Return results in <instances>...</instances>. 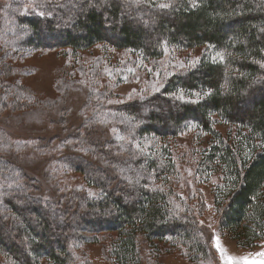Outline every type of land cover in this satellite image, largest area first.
Instances as JSON below:
<instances>
[{"label":"trees","instance_id":"trees-1","mask_svg":"<svg viewBox=\"0 0 264 264\" xmlns=\"http://www.w3.org/2000/svg\"><path fill=\"white\" fill-rule=\"evenodd\" d=\"M0 41L7 124L10 112L38 102L9 62L27 50L79 55L108 45L151 62L167 47H205L146 97L112 100L105 85L90 91L76 120L65 96L46 137L16 140L0 127V264H90L83 246L106 234L115 264H164L174 246L191 264H221L211 233L176 196L182 175L173 153L142 145L179 136L188 121L211 136L194 172L222 170L219 230L242 250L264 241V0H32L25 12L22 0H0ZM97 69L110 70L102 61ZM88 105L92 118L83 115ZM219 120L237 128L238 144ZM27 152L42 162L41 176L29 171ZM70 172L100 193L73 186Z\"/></svg>","mask_w":264,"mask_h":264},{"label":"rangeland","instance_id":"rangeland-1","mask_svg":"<svg viewBox=\"0 0 264 264\" xmlns=\"http://www.w3.org/2000/svg\"><path fill=\"white\" fill-rule=\"evenodd\" d=\"M22 3L24 12L32 8V0H22ZM1 45L3 43L0 41ZM204 49L205 47L192 50L167 47L163 58L151 62H145L132 51L117 50L108 45H98L79 55H72L61 49L27 50L24 55L9 62L17 69L15 78L25 86L26 90H30L36 96L38 102H32L24 108L10 112L12 119L9 124L1 119L0 127L7 130L16 140L46 137L56 128L53 120L57 122L60 117L62 111L58 108L64 102L65 96L70 97L68 105L73 107L71 117L78 120L79 115L82 116L79 110H82V105L90 91L99 93L104 90L105 85H108L114 87L111 88L112 100L117 99L122 102L139 95L146 97L162 89L165 81L172 74L194 64L204 53ZM101 61L110 68L109 71L98 72L97 67ZM67 83L69 85H66ZM52 103H56V106ZM92 108L91 105L85 107L83 115L92 118L94 115V110H90ZM245 109L247 108L241 107V110ZM44 117L46 119L43 120ZM63 125L66 126L65 121ZM216 126L221 133L228 136L230 141L238 144L240 136H236V127L228 126L221 120ZM210 142V135L203 133L197 125H192L188 121L179 136L148 137L142 140V145L150 154L162 152L163 158H167V150L169 156L173 153L172 157L182 175L175 187L176 196L190 204L197 220L211 233L221 264H264V256L259 255L264 253V241L253 250H242L219 230V217L214 208V193L216 188L222 185V170L219 166L215 171V167L211 166L214 169L209 167L203 173L194 172L195 167L202 162V156ZM23 156L28 161L29 171L35 176H41L42 162L32 160L31 157H34L32 152H27ZM69 176L72 178L73 186L84 187L94 195L100 193L97 188L88 185L80 178L79 174L70 172ZM111 236L106 234L99 242L90 240L83 246L84 256L90 264H115L109 254ZM170 251H173L171 255H163L161 259L164 264H191L176 253L180 248L174 246ZM2 259L3 256L0 254V262Z\"/></svg>","mask_w":264,"mask_h":264},{"label":"snow or ice","instance_id":"snow-or-ice-1","mask_svg":"<svg viewBox=\"0 0 264 264\" xmlns=\"http://www.w3.org/2000/svg\"><path fill=\"white\" fill-rule=\"evenodd\" d=\"M163 6H165V7H166L167 5H163ZM221 58H222V57H221ZM259 255H262V256H264V253H260Z\"/></svg>","mask_w":264,"mask_h":264}]
</instances>
